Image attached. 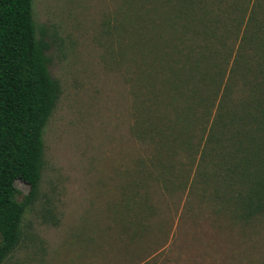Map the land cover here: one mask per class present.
<instances>
[{
	"label": "rangeland",
	"instance_id": "rangeland-1",
	"mask_svg": "<svg viewBox=\"0 0 264 264\" xmlns=\"http://www.w3.org/2000/svg\"><path fill=\"white\" fill-rule=\"evenodd\" d=\"M202 1L209 12L204 28L174 38L173 46L185 53L194 47L199 60L208 43L204 62L227 74L244 29L238 34L234 19L247 21L259 1L256 17L264 22V0ZM174 5L175 0H34L38 31L58 30L51 71L63 90L44 131L38 200L23 218L21 244L3 264H264V217L216 214L210 199L192 189L190 148L166 157L169 169L161 170L152 162L158 139L144 140L140 132L148 107L168 109L166 101L158 102L164 87L156 105L148 97L156 80L174 75L167 61H158L164 16ZM216 23L220 30L209 37ZM212 48L216 54L210 57ZM207 86H200L204 97ZM186 92L188 107L190 85ZM16 187L22 196L31 189L22 180Z\"/></svg>",
	"mask_w": 264,
	"mask_h": 264
},
{
	"label": "trees",
	"instance_id": "trees-1",
	"mask_svg": "<svg viewBox=\"0 0 264 264\" xmlns=\"http://www.w3.org/2000/svg\"><path fill=\"white\" fill-rule=\"evenodd\" d=\"M202 2L175 0L169 8L173 12L164 16L158 61H167L174 75L156 80L159 85L150 92L148 103L156 105L164 87L165 98L158 102L166 101L164 107L169 110L159 113L148 107L140 132L144 140L158 139L159 153L152 162L161 170L169 169L166 157L173 159L177 152L190 148L193 159L188 162L189 174L195 166L192 189L210 199L216 214L230 213L242 220L264 217V22L256 17L261 6L259 1L253 6L247 21L234 19L237 33L244 29L226 74L224 68L204 62L208 43L199 60L194 47L188 46L185 53L179 45L173 46L174 38L179 41L181 36L204 28L209 12L200 6ZM33 3L0 0V264L21 244L23 218L38 200L46 165L44 131L63 90L51 71V50L59 41L58 30L42 26L38 31ZM176 28L182 32L179 37H175ZM219 30L218 23L214 24L209 37ZM212 52L210 57L216 54L213 48ZM176 53L179 57L172 64ZM203 62L207 67L201 68ZM192 80L196 83L193 86ZM237 84L238 96L234 97ZM200 86H207L210 93L204 97ZM197 130L199 135L194 133ZM192 135L197 140H191ZM163 176L168 178L161 171L160 178ZM176 177L182 185L179 175ZM17 180L31 185L28 194L22 196Z\"/></svg>",
	"mask_w": 264,
	"mask_h": 264
}]
</instances>
